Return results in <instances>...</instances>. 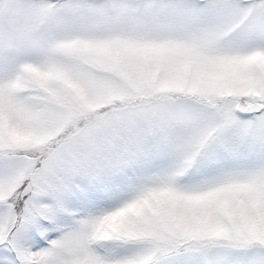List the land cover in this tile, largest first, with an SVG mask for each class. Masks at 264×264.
I'll use <instances>...</instances> for the list:
<instances>
[{
	"label": "snow or ice",
	"instance_id": "snow-or-ice-1",
	"mask_svg": "<svg viewBox=\"0 0 264 264\" xmlns=\"http://www.w3.org/2000/svg\"><path fill=\"white\" fill-rule=\"evenodd\" d=\"M0 264H264V0H0Z\"/></svg>",
	"mask_w": 264,
	"mask_h": 264
}]
</instances>
